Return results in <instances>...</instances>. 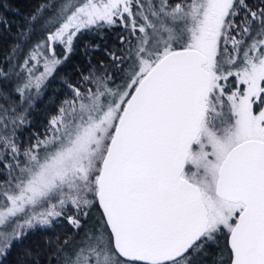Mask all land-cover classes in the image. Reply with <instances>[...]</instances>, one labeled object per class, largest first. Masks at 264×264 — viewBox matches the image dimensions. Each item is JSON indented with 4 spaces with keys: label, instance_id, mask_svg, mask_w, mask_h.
Instances as JSON below:
<instances>
[{
    "label": "snow or ice",
    "instance_id": "6c2138e0",
    "mask_svg": "<svg viewBox=\"0 0 264 264\" xmlns=\"http://www.w3.org/2000/svg\"><path fill=\"white\" fill-rule=\"evenodd\" d=\"M24 20L0 59V264H264V0H39ZM105 30L106 59L70 67Z\"/></svg>",
    "mask_w": 264,
    "mask_h": 264
},
{
    "label": "trees",
    "instance_id": "16d2710c",
    "mask_svg": "<svg viewBox=\"0 0 264 264\" xmlns=\"http://www.w3.org/2000/svg\"><path fill=\"white\" fill-rule=\"evenodd\" d=\"M39 0H0V3H7L9 8L7 11L0 9V14L6 15L10 22L13 23L12 34L7 35L0 32V59L3 58L7 52V45L11 40L16 36L17 29L23 28L25 24L24 17L27 16L35 7ZM19 10V15L16 14L15 10ZM118 31L105 30L101 35H95L87 33L84 36L80 37L79 42L76 45L75 51L71 57V66L78 67L87 73L89 65V60H91V65L94 66L97 61L101 59H106L105 51L107 49L115 48L118 43ZM98 45L99 48L94 49L93 46ZM61 51V49H57ZM74 81L78 80L79 77L73 74ZM55 109L53 108L50 100L45 97L39 101V106L34 110V115L32 119V125L29 131L24 133V141L27 142L28 138L31 137L34 133L44 131L46 126L47 119L54 114ZM68 231L67 226L57 227L55 232H37L35 235L27 241L26 246L34 247V250H38L35 246L39 245L40 249H43L44 240L46 237H52L55 235L63 236ZM16 254L13 253L12 260H15ZM214 259V258H212ZM41 264H45V257H40Z\"/></svg>",
    "mask_w": 264,
    "mask_h": 264
},
{
    "label": "rangeland",
    "instance_id": "374dc122",
    "mask_svg": "<svg viewBox=\"0 0 264 264\" xmlns=\"http://www.w3.org/2000/svg\"><path fill=\"white\" fill-rule=\"evenodd\" d=\"M212 259V258H211ZM215 259V258H214Z\"/></svg>",
    "mask_w": 264,
    "mask_h": 264
}]
</instances>
